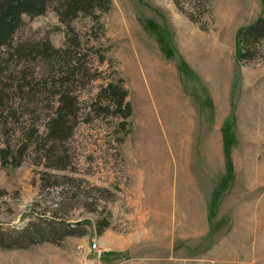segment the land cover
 <instances>
[{
  "label": "rangeland",
  "instance_id": "374dc122",
  "mask_svg": "<svg viewBox=\"0 0 264 264\" xmlns=\"http://www.w3.org/2000/svg\"><path fill=\"white\" fill-rule=\"evenodd\" d=\"M262 3L210 0L207 31L171 0H109L98 40L91 19H75L87 46L82 52L90 53L85 62L100 74L73 86L77 118L61 143L69 158L64 170L47 167V125L58 98L53 72L42 61L17 62L14 85L32 71L39 87L22 83L24 92L0 118V149L22 157L16 166L11 155L2 164L0 154V227L20 228L56 212L86 235L66 236L60 246L0 249V264H115L109 228L147 238L153 222L163 224L164 240L179 230L178 264H264V39L258 61L237 60V33L262 14ZM23 21L15 45L64 46L66 27L51 8ZM15 62L6 55L10 69ZM111 81L132 108L125 129L119 117L94 111L99 88ZM201 217L207 236L189 246ZM168 250L164 243L157 262H167Z\"/></svg>",
  "mask_w": 264,
  "mask_h": 264
},
{
  "label": "trees",
  "instance_id": "16d2710c",
  "mask_svg": "<svg viewBox=\"0 0 264 264\" xmlns=\"http://www.w3.org/2000/svg\"><path fill=\"white\" fill-rule=\"evenodd\" d=\"M171 2L188 21L197 25L201 31H207L205 18H212L210 0H171ZM262 2V14L254 23L239 29L237 33V44L240 49L237 60L240 64L259 60V46L264 39V0ZM108 4L109 0H0V118H6L5 112L11 111L16 94L24 92L22 83H25L29 88H34L36 85L39 87L32 71L23 74L14 85L17 62L42 61L53 72L51 79L53 87L58 92L57 106L47 125L48 137L51 142L46 150V158L49 162L47 167L52 169L64 170L69 166L67 161L69 158L65 155L61 143L71 135L76 123V98L73 95V86L76 85V82L86 78L97 79L100 74L98 70L87 66L85 57H90V53L82 52L85 46L83 44L84 36L71 23L80 16L91 19L95 23L94 25L98 26L96 29L93 26V29L98 30L99 33L96 31L92 34L98 40L100 36L104 35L100 12L105 11ZM50 8L66 27L64 46L54 47L48 40L27 46L15 45L14 36L24 24L23 16H39ZM90 47L93 51L94 46ZM99 51L96 50V53ZM92 53L94 52H91V55ZM6 55L10 59L16 60L13 65L14 70L6 64ZM104 60V55L98 54V61L103 63ZM120 81L122 80L120 79ZM119 82L111 81L99 88L95 97L94 111L97 115L102 113L119 117L121 119L119 125L125 129L132 114V108L127 102L126 92ZM35 135L37 134L29 133L30 140ZM122 141L123 139L120 138L119 142ZM0 154L2 164L8 162L9 155H11L9 161L13 165L18 166L22 162V157L12 155L9 147L1 148ZM44 214L37 215L35 219L20 228L3 230L0 227V249H28L42 243L60 246L66 236L82 237L86 235V231L79 227L68 228L67 221L62 215H58L56 212L48 216ZM106 226L104 225L97 231L101 233Z\"/></svg>",
  "mask_w": 264,
  "mask_h": 264
},
{
  "label": "crops",
  "instance_id": "0c3cea01",
  "mask_svg": "<svg viewBox=\"0 0 264 264\" xmlns=\"http://www.w3.org/2000/svg\"><path fill=\"white\" fill-rule=\"evenodd\" d=\"M231 84V83H230ZM230 91V89H229ZM188 126H194L195 120L188 117ZM191 134V132H189ZM192 135V134H191ZM193 136H190L188 139L189 143L193 142ZM160 217V216H157ZM206 221H203V217H201V220H199V229L198 231L193 233H189L187 236V239L190 241L191 244H188L189 246L200 242H203L205 240L206 233ZM177 225V224H176ZM152 227V234L148 236L147 238L144 236H137V234L130 233V232H122L113 228H109L108 230V242H109V250L117 256L118 263L115 264H178L181 254L180 249V234L179 230L174 226L170 233L167 232V237H169L167 240H164L161 236L162 230H164L163 224L158 225L157 223H151ZM168 229V228H167ZM176 229V230H175ZM191 229H195V227H191ZM155 231V233H154ZM159 231V233H156ZM169 231V230H168ZM198 232V233H197ZM164 243L169 248L168 255H167V262H157L159 259H163L159 252L162 250ZM141 247H146L147 249H144L141 253H135L140 252ZM220 247V245H219ZM208 248V246H207ZM212 248V247H211ZM208 248V251L206 253L212 254V250H214V253H216L220 248L218 246L214 245V248L211 249ZM191 258H195V260H203L201 258H196V256H193ZM176 262V263H175ZM195 264V263H193Z\"/></svg>",
  "mask_w": 264,
  "mask_h": 264
},
{
  "label": "water",
  "instance_id": "95a60500",
  "mask_svg": "<svg viewBox=\"0 0 264 264\" xmlns=\"http://www.w3.org/2000/svg\"><path fill=\"white\" fill-rule=\"evenodd\" d=\"M80 224L77 222V223H71V222H68L67 223V227L68 228H71V229H74L76 227H78Z\"/></svg>",
  "mask_w": 264,
  "mask_h": 264
},
{
  "label": "built area",
  "instance_id": "2783aa9c",
  "mask_svg": "<svg viewBox=\"0 0 264 264\" xmlns=\"http://www.w3.org/2000/svg\"><path fill=\"white\" fill-rule=\"evenodd\" d=\"M91 247H92L93 249H95V248H96V243H93V244L91 245ZM95 250H96L95 252L97 253V256H99V255L101 254L99 248H97V249H95ZM91 264H93V260H91Z\"/></svg>",
  "mask_w": 264,
  "mask_h": 264
}]
</instances>
